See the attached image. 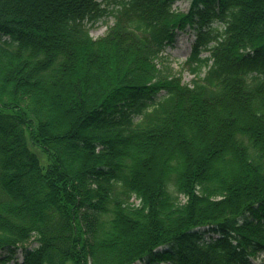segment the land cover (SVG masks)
I'll list each match as a JSON object with an SVG mask.
<instances>
[{
    "label": "trees",
    "instance_id": "obj_1",
    "mask_svg": "<svg viewBox=\"0 0 264 264\" xmlns=\"http://www.w3.org/2000/svg\"><path fill=\"white\" fill-rule=\"evenodd\" d=\"M178 1L0 0V262L264 252V0ZM188 27L185 83L159 60Z\"/></svg>",
    "mask_w": 264,
    "mask_h": 264
},
{
    "label": "rangeland",
    "instance_id": "obj_2",
    "mask_svg": "<svg viewBox=\"0 0 264 264\" xmlns=\"http://www.w3.org/2000/svg\"><path fill=\"white\" fill-rule=\"evenodd\" d=\"M107 5V4H106ZM190 2L188 0H181L175 4V7L182 10L187 11L189 9ZM110 8L116 7L114 1H111L109 4ZM114 17L110 16H102L100 17L93 26H91L90 33L94 38H98L104 35L108 29V26L113 24ZM196 30L188 27L186 31L180 32L175 41V45L167 46L163 56L164 59L159 60V65L167 68L170 74H175L176 76H181L182 81L185 83H189L194 78V74L190 70V65L187 62L188 56L191 53L192 43L196 38ZM206 53H204L205 55ZM162 93L159 94L161 96ZM31 146L38 152L42 161H46V155L39 148ZM17 256L21 258V252L17 253ZM7 259V258H5ZM252 264H264V252H259L256 256L251 259ZM13 260H5L0 262V264H11ZM136 262L135 264H137Z\"/></svg>",
    "mask_w": 264,
    "mask_h": 264
}]
</instances>
